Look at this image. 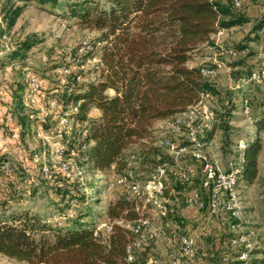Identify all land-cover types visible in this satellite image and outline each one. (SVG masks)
<instances>
[{
	"label": "trees",
	"instance_id": "16d2710c",
	"mask_svg": "<svg viewBox=\"0 0 264 264\" xmlns=\"http://www.w3.org/2000/svg\"><path fill=\"white\" fill-rule=\"evenodd\" d=\"M37 1L41 4L67 6L66 11L74 19V23L79 28L93 32L88 40L89 46L82 49L83 53L86 55L95 51L99 56L95 68L87 74L89 77L72 73L74 64L65 58L59 72L65 76L72 73V76L65 83L49 84L50 89L60 91L65 104H70L63 111L68 113L69 121L62 124L68 125L76 118L69 132H65L70 137L67 143L58 145L62 149L60 156L72 158L70 161L81 166L87 175H106L113 180L118 176L128 175L129 179L137 180L141 172L138 170L139 166L147 168L146 171L151 169L150 175L159 164L167 163L170 154L161 143L165 138L177 142L181 140L180 145L189 147L182 155L187 156L190 163L180 161L167 165V176H171V184L173 178L180 184V189L176 192L185 195L186 201L193 192L199 191L205 207L202 210L195 208L207 211L214 185H203V161L190 152L194 141L186 132L184 136L177 137L169 126L159 137V131L154 125L159 120L171 123V119L174 121L178 113L198 103L203 97L209 99L221 94L216 82L221 69L219 63L211 58L214 53L237 57L245 52L242 63L227 65L230 71L233 65L243 66L244 70L233 72L239 86L236 94L226 96V108L222 114L225 119L230 120V111L236 109V103L243 104V100L248 98L249 116L254 121L256 133L244 140L245 146L241 150L239 162L230 161V168L224 169L227 172L234 170L236 188L241 181L251 183L256 179L259 157L264 149V137L261 135L264 132V82L250 79L251 72L260 67V62L257 59L258 49L254 50L249 43L253 42L264 50V11L257 18H252L246 11L248 0H243L241 6H236L232 0ZM8 3L2 4L0 10L9 22L8 27H11L21 9L9 8ZM249 23H252L250 30L243 33L237 43L219 44L213 40V35L222 30L244 28ZM5 33L0 32V71L6 69L7 73L12 74L6 86L15 101L7 104L8 110L0 121V131L6 132V127L9 128L6 123L10 118L15 119L21 128L19 135L23 138L40 116L39 112H33L27 107L24 98H17V95L32 99L39 92L43 93L46 87L43 80L32 71L25 72L26 80L23 78L25 73L21 78L18 74L20 72H13L16 65L27 69L26 50L36 42L27 37L21 44L7 46L1 44V37ZM221 46L233 49L236 54L221 53ZM65 67L69 69L68 72L63 71ZM204 68L216 69L217 73L206 74ZM33 77L39 82V90L35 93H31ZM244 84H248L245 89ZM239 94L242 97L238 101ZM9 130L12 131L9 135L13 138L16 131ZM0 136L3 139L0 145V210L6 212L10 207L24 206L27 195H34L37 187H44L54 194L52 199L60 208L58 217H65L63 220H58L56 216L42 219L36 213L20 210L12 213L6 220L0 219V252L24 264H128L126 246L135 236L134 231L114 224L111 233L102 230L96 234L98 222L82 220L83 214L80 212L70 215L66 211L73 205V197L78 196L69 194L68 171L72 168V163L61 161L51 165L38 162L33 165L31 159L35 151H29L23 143L21 145L20 139L16 141V145L21 146V152H27L14 160L7 150H2L7 142ZM212 136L213 128H210L199 138L204 144L201 147L203 150L205 142ZM15 161L19 163L16 169ZM5 162L9 164L8 170L2 168ZM44 164L48 166L47 174L43 170ZM191 166H195L196 172L190 180L182 179V171ZM130 169L133 176L129 175ZM18 171L22 173L25 185L16 179ZM116 186L120 188V193L115 201L110 202L109 216L112 219L135 221L138 218L135 209L137 198L126 187ZM94 189L93 197H89L88 193L83 194L84 202L100 201L101 190ZM203 190L209 194L208 200H205ZM227 213L230 214L228 211ZM169 216L182 221V216L174 207L165 218ZM162 225L164 233L137 250V264H147L149 256L165 258L169 261L167 264H172V254L178 245L173 234H184L178 226L169 229L165 224ZM241 235L243 234L218 233L215 238L218 255L228 262L233 260L231 264H264V257L261 260L253 258L262 251L247 247L246 242L232 243L235 237ZM165 236L174 242L172 247L169 245L165 256L154 253L143 255L144 251L152 249ZM208 239L211 241L212 237L209 236ZM230 244L234 248L231 249ZM242 252L247 253V258L241 259Z\"/></svg>",
	"mask_w": 264,
	"mask_h": 264
},
{
	"label": "rangeland",
	"instance_id": "374dc122",
	"mask_svg": "<svg viewBox=\"0 0 264 264\" xmlns=\"http://www.w3.org/2000/svg\"><path fill=\"white\" fill-rule=\"evenodd\" d=\"M60 2H63V0ZM4 3H8V0H0V8ZM8 5L9 8H20L21 13L17 17L14 25L8 27L9 22L5 20V15L0 10V32H6L1 37V44L16 46L24 42L27 37L36 42L26 50V55L28 56L25 59L27 69L23 66L16 65V69L13 72L14 74L20 72L18 74L21 77L25 72L32 71L43 80L46 87H44L43 93L42 91L41 93L39 92L32 99L22 97L20 94L17 95V98H24L23 100L27 103V107L33 112H39L40 116V119L33 123L31 131L25 134L23 138L19 137L20 142H24L29 151H35L31 159V164L33 165L38 162H45L51 165L61 161L71 162L70 160L72 158L69 156H59L56 153V148L59 144L67 143L70 137L65 132H69L76 118L71 120L68 125L62 124L60 116L65 109L70 107V104H65L60 91L50 89L49 84L65 83L72 76L73 72L81 75L85 74L89 77L87 74L95 68L99 56L95 51H91L85 55L82 49L85 48L84 41L86 40L88 42L93 32L79 28L74 23V19L69 17L66 11L67 6L62 7L60 4L58 6L41 4L37 0H32L31 2L10 0ZM246 11L252 18H257L264 11V0H248ZM251 26L252 23H249L244 28L222 30L213 35V40L219 44L227 43L229 45L233 42L237 43L241 40L243 33L250 30ZM249 46L254 50L258 49L257 45L253 42L249 43ZM68 56H70L74 67L71 69V71L73 70L72 73L65 76L59 72V69L65 63L64 59H68ZM244 56L245 52H241L237 57H226L214 53L211 58L218 63L221 60H226V65L230 64L232 66L234 63H242ZM239 70H244V67L240 65L234 67L233 65L231 71L226 70L224 67L221 68L216 82L222 92L219 96L209 98L205 101L208 109L206 113L208 114L205 115L204 111L200 112L196 121L199 138L208 129L213 128V136L208 138L209 141L205 142L204 152L211 158H217L223 168L225 167L226 169L230 168V161L234 163L239 162L240 153L243 148L240 141L249 139L256 133V128L253 126L254 121L250 118L249 113L244 111L242 103L237 102L235 105L236 109L230 111V120L225 119L222 114L226 108V96L236 94L239 83L235 79L233 72ZM11 75L7 73L6 69L0 71V90L3 96L0 99V108L3 109L8 107L7 104H13L15 101L12 99L11 92L6 86L7 80L10 79ZM26 76L25 73L23 76L25 80ZM247 85L244 84L243 88L245 89ZM240 96V94L237 96L238 101ZM154 126L159 131V137H161L164 131L166 132L167 129L165 128L168 126L176 133L177 137L185 135L184 130H178L173 126L172 119L171 123L170 121L159 120ZM6 129V132L0 131V135L3 136L5 142H11L12 135L9 134L12 131L8 127ZM261 135L264 137V132ZM158 143L160 144V142ZM25 152L27 151H24V154H26ZM167 152L169 153L168 149ZM169 154L170 157L166 160L167 165L174 164L171 153ZM259 158L260 164L256 179L251 183L241 181L239 186L233 191L236 206L241 208L239 217L230 216L224 208V203L228 202L231 198L230 193L220 194L222 202L215 212L211 213L208 210L195 211L191 208L189 202L185 200L186 196L176 192L180 189V184L174 178L171 184V176H169L167 193L165 192V195L171 206L182 216V221H180V218H176L178 219L177 222L174 216L164 217L159 219V221L169 229L178 226L182 234H190L196 237L199 245V253L196 258L190 261V264H231L230 262H233V260L228 262L218 255L217 248L215 247V238L221 232L242 233L246 237V240H248L246 242L248 243L246 245L247 247H255V250L262 251L254 255L253 258L261 260L264 257V149ZM179 160L184 164L190 163L187 156L184 155H180ZM18 164L17 161L14 162L15 169L19 167ZM138 170L141 172L136 179L142 185L152 174L149 175L151 169L150 171H146L147 168L139 166ZM68 174L70 176V183L68 185L70 190L69 194L74 193L78 195L73 197L75 200L72 201L73 205L66 210L70 215L80 212L83 214L81 215L82 220L88 219L95 223L101 220H110L114 224H120L129 229L126 223L127 220L124 221L121 218L112 219L109 216L108 209L110 202L115 201L120 193V188L114 184L112 178L106 175L92 173L87 175L81 166L73 163ZM16 179L22 182V185H25L23 175L20 171H18ZM94 188L101 190L100 201L93 200L84 202L83 194L88 193L89 197H93L96 190ZM203 196L205 200H208L209 194L207 192L204 191ZM52 197H54V194L51 191H48L44 187H37L34 195L26 196L24 206L18 208L10 207L6 212L0 210V219L6 220L12 213L19 212L20 210L36 213L42 219H48L54 216L58 220L65 219V217H58L60 216V208ZM137 205H141V201L138 199L135 200V209L138 212V217L143 214L146 215V212L137 209ZM209 236L212 237L211 241L208 239ZM169 245L172 247L174 242L169 240L168 236L162 237L152 249L144 251L143 255L154 253L159 256H165ZM232 245L230 244L231 249L234 248ZM0 264L24 263L0 252Z\"/></svg>",
	"mask_w": 264,
	"mask_h": 264
},
{
	"label": "built area",
	"instance_id": "2783aa9c",
	"mask_svg": "<svg viewBox=\"0 0 264 264\" xmlns=\"http://www.w3.org/2000/svg\"><path fill=\"white\" fill-rule=\"evenodd\" d=\"M232 1L236 6H241L243 2V0ZM84 45L85 47L89 46L86 40L84 41ZM221 53L232 55L236 54L233 49L226 48L225 46H221ZM68 59H71L70 56H68ZM257 59L260 62V67L251 72L250 79L257 82H264V50L261 47L258 48ZM218 65L220 69L224 67L226 70H230L225 62H219ZM63 71L68 72L69 69L65 67L63 68ZM203 71L204 73L211 75H215L217 73L216 69L210 68H204ZM38 90L39 82L35 77H33L31 79V93H35ZM206 100L207 97H203L198 103L190 105L184 111L178 113L173 121V126L178 130H184L188 134V137L194 141L192 142V148L190 149V152L195 157L203 161L201 171L204 187L214 185V193L210 199V203L207 208L208 211L212 213L218 209L219 204L222 202L220 194L230 193L231 198L228 202L224 203V208L232 216L239 217L241 208L236 206L235 197H233V191L236 188V175L234 170L229 172L225 171L217 158H211L201 148L204 144L199 140L198 126H196V121L200 112L204 111L205 115L208 114L206 113L208 111L205 104ZM249 103L250 102L248 98L243 100L242 106L246 113H249L250 111ZM68 121V113L63 112L61 116V122L67 123ZM2 141L3 139L0 136V145ZM162 143L167 147L169 153H171V158L172 161H174V164L179 163V156L182 155L183 152L189 150L188 146L180 145L179 142L172 140L171 138H165ZM240 143L242 147L245 146L243 140H241ZM61 152V147H57L56 153L60 156ZM2 168L8 170L9 164L5 162L2 165ZM43 170L46 174L48 173V166L46 164H44ZM195 172V166H191L190 168L184 169L182 171L181 178L184 180H190ZM167 173V163H164L159 164L155 171L142 185L139 184V182L135 179H129L128 175L118 176L114 180V184L126 187L129 193L140 200L141 205H137V209L147 213L146 215H141L135 221H126L127 226L135 232V236L128 242L126 246V260L128 264H137V250L142 249L151 240L159 238L164 233V227L159 219L168 216L173 210V207L165 195L167 186L166 179L168 178ZM129 175H134L131 169L129 170ZM187 201L191 207H196L199 210H202L205 207V202L203 201L199 191L193 192L191 196L187 198ZM113 228L114 223L112 221L101 220L96 224L95 233L98 234L102 230L107 233H111ZM173 235L177 238L178 245L172 254V261L170 262H172V264H190V261L193 260L198 254L199 246L196 237L187 234L178 235L176 233ZM247 241L248 240H246V237L241 235L235 237L232 240V243L239 244ZM246 245H248V243H246ZM240 257L247 258V253L242 252ZM167 262L169 263L167 259L155 256H149L146 261L147 264H167Z\"/></svg>",
	"mask_w": 264,
	"mask_h": 264
},
{
	"label": "crops",
	"instance_id": "0c3cea01",
	"mask_svg": "<svg viewBox=\"0 0 264 264\" xmlns=\"http://www.w3.org/2000/svg\"><path fill=\"white\" fill-rule=\"evenodd\" d=\"M14 62H16V61H14ZM0 88H1V86H0ZM1 94L2 93L0 90V99H2V97H3ZM7 110H8V107L5 109L0 108V121H2V116L6 114ZM7 124L9 125V128L15 130L16 133H15L14 137L11 139V142H7L6 144H4L5 147H3L2 150L3 151L7 150L9 152V156L15 160V159H18V156L22 157V155H24V152H21V150H20L21 146L16 145V141H18L19 137H20L19 130L21 128L18 125L17 120H15V119L10 118L9 121L6 123V125ZM20 143H21V145H22V143L25 144L24 142H20ZM191 208H193L195 211H198L195 207H191Z\"/></svg>",
	"mask_w": 264,
	"mask_h": 264
}]
</instances>
